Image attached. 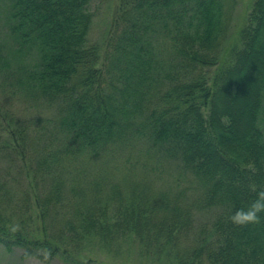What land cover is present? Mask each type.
<instances>
[{
	"label": "trees",
	"instance_id": "1",
	"mask_svg": "<svg viewBox=\"0 0 264 264\" xmlns=\"http://www.w3.org/2000/svg\"><path fill=\"white\" fill-rule=\"evenodd\" d=\"M91 1L0 0V75L14 73L25 91L56 108L63 148L97 155L144 140L200 193L187 203L183 190L150 198L134 185L126 198L116 190L79 200L66 194L61 163L45 152L30 165L33 227L16 228L0 214V247L49 262L70 254L66 246L94 239L111 248L127 238L173 264H264V214L245 227L229 219L264 189V0H253L240 45L224 62L235 0H118L102 53L88 39ZM13 122L24 133L17 150L24 158L28 134ZM4 147L1 155L10 156ZM67 203L74 212L65 219ZM193 208L216 212L191 237ZM61 219L67 234L56 230Z\"/></svg>",
	"mask_w": 264,
	"mask_h": 264
},
{
	"label": "rangeland",
	"instance_id": "2",
	"mask_svg": "<svg viewBox=\"0 0 264 264\" xmlns=\"http://www.w3.org/2000/svg\"><path fill=\"white\" fill-rule=\"evenodd\" d=\"M252 2L253 0H235L226 39L222 45L220 62L228 60L231 48L240 45L239 31L246 24ZM117 5L118 0L91 1L92 22L88 39L90 43L100 46L101 53ZM1 15L0 11L2 35L6 33V28ZM13 67L14 62L11 61L10 68ZM19 81L20 79L11 72L0 75V148L5 150L4 145H8L7 150L11 154L7 157L0 152V183L4 186L2 189L4 202L0 206V214L5 218L11 215L17 224L16 228L28 231L33 227L31 214L38 212V207L34 200L36 190L35 188L33 190L30 184L32 175L30 165H34L37 158L43 156L45 152L52 154L48 157L61 163L59 168L67 180L66 194L79 200L90 199L95 194L105 197L116 190L120 191L121 197L126 198L129 192L135 189L134 185L137 186L135 189L137 193H144L150 198L160 192L175 196L183 190L182 199L186 198V202L190 203L199 195L200 190L196 188L192 177L183 172L177 164L162 158L149 148L144 140L116 144L97 155L87 152L85 155H77L72 149L63 148V139L57 136L53 129L52 118L56 116V108L45 103L37 95L25 91L24 85ZM10 118L27 131V147L25 145L22 147L24 158L21 153H17V150H21L19 136L24 133ZM12 129L16 133H10ZM143 184L147 186L143 188ZM45 187H48V181ZM170 195L168 196L171 197ZM63 209L65 219L74 212V207L68 203L64 204ZM192 211L194 220L191 237L201 225H210L216 210L193 208ZM65 222L67 221L59 220L56 230H63L67 234L69 229ZM63 240L65 245L69 244L68 237ZM82 245L74 248L66 246L67 252L71 251L70 254L56 257L49 262L32 257L23 258L22 248L7 252L0 247V264H173L166 256L154 260L142 254L139 245L128 241L127 238L111 248L100 247L94 239L90 243L84 241ZM80 246L83 248L79 249Z\"/></svg>",
	"mask_w": 264,
	"mask_h": 264
},
{
	"label": "clouds",
	"instance_id": "3",
	"mask_svg": "<svg viewBox=\"0 0 264 264\" xmlns=\"http://www.w3.org/2000/svg\"><path fill=\"white\" fill-rule=\"evenodd\" d=\"M261 214H264V189L257 192L256 198L247 208L237 209L229 219L235 226L245 227L250 224L261 223Z\"/></svg>",
	"mask_w": 264,
	"mask_h": 264
}]
</instances>
